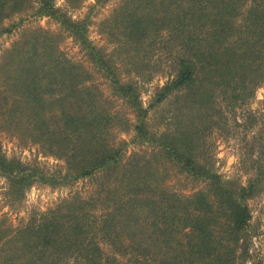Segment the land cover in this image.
Here are the masks:
<instances>
[{
	"label": "trees",
	"instance_id": "trees-1",
	"mask_svg": "<svg viewBox=\"0 0 264 264\" xmlns=\"http://www.w3.org/2000/svg\"><path fill=\"white\" fill-rule=\"evenodd\" d=\"M33 1L34 14L58 22L135 120L113 114L85 69L53 54L35 33L1 54L0 132L63 162V170L46 174L0 148L8 202L20 200L33 181L54 185L102 172L114 184L92 199L73 194L13 228L1 214L0 264H244L250 256L246 200L254 183L222 180L197 163L196 127L149 130L136 86L121 81L111 56L90 43L86 22L70 19L52 0ZM30 2L0 0V19ZM116 8L110 31L124 47L125 63L148 70L142 57L156 47L169 59L171 78L148 107L173 94L204 115L214 93L243 102L264 79V0H122ZM128 125L132 142L158 147L204 186L178 193L166 189L157 170H108L126 145L111 129Z\"/></svg>",
	"mask_w": 264,
	"mask_h": 264
},
{
	"label": "rangeland",
	"instance_id": "rangeland-1",
	"mask_svg": "<svg viewBox=\"0 0 264 264\" xmlns=\"http://www.w3.org/2000/svg\"><path fill=\"white\" fill-rule=\"evenodd\" d=\"M121 2L122 0H52L53 6L70 19L86 22V37L90 43L111 56L121 81L131 82L136 86L139 103L147 108L145 125L149 130L160 133L163 130H174L176 126L183 129L196 127L199 136L192 140L191 152L197 163L218 174L222 180L241 185L254 183V192L246 200L250 214L246 227L250 236V256L244 264H264V79L243 102H230L214 93L212 104L204 111V115L173 94L148 107L154 91L171 78L172 69L168 57L158 47L142 57L148 70L139 69L135 63L124 62V47L121 48L118 37L110 31L114 30L110 20ZM35 6L36 2L31 0L22 10H5L8 15L0 19V56L11 45H20L25 38L35 33L34 35L51 44L53 54L60 52L85 69L92 82L106 97L113 114L124 116L128 122L134 121L132 110L109 92L106 78L89 62L78 43L53 18L34 14ZM4 28L9 31L3 32ZM111 131L126 145L118 162L108 170H157L158 176L163 178V185L172 192L186 194L204 186L201 179L185 174L182 171L184 169L158 147L132 142L129 125L126 129L114 127ZM37 146L32 143L20 144L11 135L0 132V148L7 157L37 164L47 171L46 174L63 170L61 159L43 154ZM113 184L109 175L102 172L54 185L33 181L24 190L20 200L11 203L4 195L6 181L0 176V215L4 214L6 223L13 228L25 223L30 217L54 208L73 194L78 198H91L99 188ZM94 206L98 213L99 203L96 202Z\"/></svg>",
	"mask_w": 264,
	"mask_h": 264
}]
</instances>
